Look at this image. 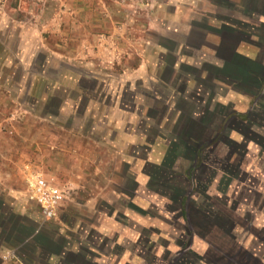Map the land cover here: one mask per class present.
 Instances as JSON below:
<instances>
[{
	"label": "rangeland",
	"instance_id": "1",
	"mask_svg": "<svg viewBox=\"0 0 264 264\" xmlns=\"http://www.w3.org/2000/svg\"><path fill=\"white\" fill-rule=\"evenodd\" d=\"M168 1L0 0V181L17 197L3 208L26 219L8 215L3 227L27 238L7 249L9 264H219L213 245L232 225L264 264V80L252 94L209 73L218 40L208 27L233 11H194L190 43L168 22ZM248 46L238 51L258 50ZM171 145L178 154L166 158ZM27 168L63 194L53 218L27 200ZM181 195L198 211L194 230Z\"/></svg>",
	"mask_w": 264,
	"mask_h": 264
},
{
	"label": "crops",
	"instance_id": "2",
	"mask_svg": "<svg viewBox=\"0 0 264 264\" xmlns=\"http://www.w3.org/2000/svg\"><path fill=\"white\" fill-rule=\"evenodd\" d=\"M116 1V0H115ZM206 0H169L168 3H166V7L168 9V15L170 16L168 19V22L173 25L174 27L180 25L182 27L183 32L181 35L184 34L186 36V41L193 43L194 37L193 34L197 31H195L193 28H190L189 24H192L194 21L195 14L194 11H201L204 8H209V10L213 7L215 9H218L219 6H223L224 8H229V10L233 11L234 13L230 12V17H223V11L220 12V19H225L224 22L218 21V25L215 27L206 25L205 27L209 26L208 29L211 31L212 34H215L217 38V43L215 44V58L217 63L213 64L214 68L219 67V69L222 68L223 71H225L229 77L224 78L228 81H236L239 82L240 85L244 87H251L253 86V80L256 78L255 74H258V72L263 71L264 69V63L262 61V58L264 57V0H213V5H206ZM160 2H155V5L159 8L162 7ZM74 8H77L78 5L75 4L73 6ZM181 8V14H177L179 9ZM204 12V11H203ZM198 13V12H195ZM199 14V13H198ZM201 15V14H199ZM218 15V13H217ZM172 16V17H171ZM203 24H206L204 21H202ZM252 22V24H250ZM249 23V24H248ZM240 24L249 25L252 32L249 34H246V36L243 38V33L239 29ZM186 30V31H185ZM203 31V30H202ZM186 32V33H184ZM200 33L199 36L204 39L205 32L198 31ZM192 35H188V34ZM198 35V34H194ZM240 41H246L247 43H250V46H248L249 50H252V47L254 49V54L252 56H247L246 54H243L238 51V44ZM238 57L243 58V61H238ZM244 65H247L245 67ZM171 66V65H169ZM172 69V68H171ZM222 80V78L220 79ZM51 104L54 109L59 108L60 104L63 102L62 98H59L57 95H47L45 98V103ZM188 147V146H187ZM190 149V147H188ZM179 150L175 151L174 153L178 152ZM153 162L156 166L157 158L161 156V151L159 149H153ZM161 161V160H160ZM3 181V182H2ZM0 181V256L3 258L0 260V264H9L8 261H5L7 259V254L5 255V252L7 249H13V248H19L16 245H21L20 243H26L25 241L27 238H24L21 235L14 234L13 236H10V231L13 230V225L11 226V229H4L3 224H5V220H8L9 216L15 217L16 219H19L20 221H25L22 212H18L15 214L12 210L6 211L4 206H16V193L14 189H11V186L9 183L5 180ZM5 182V183H4ZM164 186H168V183H165ZM27 200L32 201L33 200L30 197H27ZM35 204V202H33ZM35 206H37L35 204ZM37 212L40 213L39 208H37ZM220 213V212H218ZM41 217H43L41 215ZM50 219V218H48ZM4 222V223H3ZM202 222H209L202 218ZM6 225V224H5ZM199 225V224H198ZM233 227V225H232ZM229 228L230 229L232 228ZM209 228V227H208ZM210 229V228H209ZM194 230V229H193ZM14 231V230H13ZM229 231L221 232L220 236L228 237V239H224L220 242L219 245H213L217 251L218 255L215 257H219V264H250V259L254 258L250 254H246L244 250L242 249V246H237L235 240L232 238L231 233L229 234ZM197 232V231H196ZM199 237L204 236V233L198 231L197 232ZM229 234V235H226ZM12 237V238H11ZM26 239V240H25ZM9 246V247H7ZM33 247V246H32ZM206 252H211V245L206 246ZM227 248V249H225ZM33 248H31L32 250ZM21 253V251H20ZM25 254V252H24ZM208 255V254H207ZM242 255V261L240 256ZM3 256V257H2ZM210 256V255H208ZM208 259V257H207ZM211 259V258H209ZM253 260V259H252ZM256 259L254 258L253 261ZM210 263V261H208ZM14 263V262H13ZM87 263V262H86ZM261 264L259 260L255 261V264ZM253 264V262H252Z\"/></svg>",
	"mask_w": 264,
	"mask_h": 264
},
{
	"label": "built area",
	"instance_id": "3",
	"mask_svg": "<svg viewBox=\"0 0 264 264\" xmlns=\"http://www.w3.org/2000/svg\"><path fill=\"white\" fill-rule=\"evenodd\" d=\"M23 182L25 192L40 210L44 218H53L63 194L40 174L24 170Z\"/></svg>",
	"mask_w": 264,
	"mask_h": 264
},
{
	"label": "trees",
	"instance_id": "4",
	"mask_svg": "<svg viewBox=\"0 0 264 264\" xmlns=\"http://www.w3.org/2000/svg\"><path fill=\"white\" fill-rule=\"evenodd\" d=\"M237 59H238V61H239V63H240V61H243L244 62V60H243V58H241V57H238L237 56ZM245 67H247V65H244ZM167 71L168 72H172V69L171 68H168L167 69ZM192 72H195V69H193L192 70ZM214 72H218L217 74H214ZM209 73L210 74H212L213 76H215V78H217L218 77V79H224V78H226L225 76H226V72L225 71H223L222 70V68L221 69H219V68H214L213 70H212V72H210L209 71ZM255 76H256V78L253 80V86H251V87H247V90H248V92H250V93H255L256 92V90L255 89H257V88H259L260 87V84H261V81H263L264 80V69H263V71H261V72H258V74H255ZM199 81H201V79H200V77L199 76H197L196 77ZM239 83V82H238ZM162 114V113H161ZM181 133H182V131H181ZM194 139H196V136H194ZM186 140H188V138L186 137ZM190 144H192V145H194L195 143L193 142V141H190ZM184 146V145H183ZM186 146V145H185ZM201 146V144H199V145H197L196 147H194L193 149V151H194V155L197 157V159H198V152H199V150H198V148ZM174 148V146L173 145H171L170 147H169V149L167 150V157L166 158H168L170 155H176V154H178V153H174L176 150H174L173 149ZM187 150H188V152H186V154L188 153L189 154V148H187ZM183 155L185 154V152H183L182 153ZM186 154H185V156H186ZM194 156V157H195ZM196 168V164L194 165V166H188V170H187V173H188V175L190 176L191 175V173L193 172V170ZM197 168H198V166H197ZM225 168H227V167H225ZM186 179H188V177H186ZM189 180V179H188ZM178 204H179V211H180V214H181V216H182V218L183 219H185V221H186V223H188V225H189V227L191 228V229H193L194 228V226H195V223H196V220L194 219L195 218V216H197L198 215V211L196 210V211H194L193 212V210H192V207L190 206V204H186V198L185 197H183V195H181L180 196V200H179V202H178ZM190 206V207H189ZM193 206V205H192ZM202 214V218L203 219H205V220H209V218L211 217L209 214H207V213H201ZM212 214V213H211ZM208 215V216H207ZM214 215H215V220H218V223L219 224H223V221L225 222V224L227 223L228 225H230L231 223H232V221H229V219H227V220H225L223 217H222V214H220L219 215V213L217 212V213H214ZM222 221V222H221ZM197 225V224H196ZM227 233V232H226ZM226 235H229V234H226Z\"/></svg>",
	"mask_w": 264,
	"mask_h": 264
},
{
	"label": "flooded vegetation",
	"instance_id": "5",
	"mask_svg": "<svg viewBox=\"0 0 264 264\" xmlns=\"http://www.w3.org/2000/svg\"><path fill=\"white\" fill-rule=\"evenodd\" d=\"M218 72H214V74H217Z\"/></svg>",
	"mask_w": 264,
	"mask_h": 264
}]
</instances>
